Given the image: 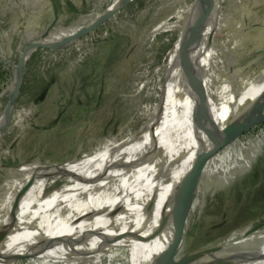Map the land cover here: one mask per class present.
I'll return each instance as SVG.
<instances>
[{"label": "rangeland", "instance_id": "obj_1", "mask_svg": "<svg viewBox=\"0 0 264 264\" xmlns=\"http://www.w3.org/2000/svg\"><path fill=\"white\" fill-rule=\"evenodd\" d=\"M113 1L0 0V72H7L0 78V117L14 67L52 25L55 9L58 27L50 34H75ZM129 1L73 44L40 48L29 59L20 88L31 78L33 93L50 85L41 102L17 99L0 131V223L80 180L59 173L61 165L122 152L173 101L209 82L200 69L192 75L178 43L181 12L195 0H132L120 12ZM205 16L218 60L210 78L231 86L264 62V0H210ZM213 151L212 144L205 149L210 158L192 185L198 163L162 200L159 228L130 214L47 228L16 264H159L170 257L195 264L264 230V124ZM209 264H264V250Z\"/></svg>", "mask_w": 264, "mask_h": 264}, {"label": "bare ground", "instance_id": "obj_2", "mask_svg": "<svg viewBox=\"0 0 264 264\" xmlns=\"http://www.w3.org/2000/svg\"><path fill=\"white\" fill-rule=\"evenodd\" d=\"M126 1L114 0L107 12H100L90 23L94 20V26L104 23ZM209 1L195 0L184 8L178 26L183 63L190 66L193 76L197 75L198 69L203 71L209 82L203 83L200 90L173 101L155 117L145 134L135 144L129 143L122 152L80 164L69 163L59 169V173L71 177L70 181L80 180L64 185L46 196L42 203L38 201L33 207L0 223V235L4 236L0 241V264H16L47 228L49 231L65 229L75 222L89 224L127 214L145 216L152 227L159 228L164 222L159 219V212L166 204L162 200L171 195L181 176L211 145L206 134L215 126L223 130L228 122L247 114L261 102L264 98V62L246 71L231 86L222 78H210L217 73L218 60L206 24ZM81 31L57 36L49 34L46 39L41 37L39 40L48 46L64 44L74 38L66 44L68 46L80 39ZM54 38L66 40L50 44ZM1 115L0 122L6 112ZM5 123L6 120L0 127ZM23 217L27 220L22 221ZM8 220L10 225L6 226ZM259 250H264V230L230 244L221 253L204 256V260L195 264L222 263L231 257ZM181 261L177 259L174 264H188V260Z\"/></svg>", "mask_w": 264, "mask_h": 264}, {"label": "water", "instance_id": "obj_3", "mask_svg": "<svg viewBox=\"0 0 264 264\" xmlns=\"http://www.w3.org/2000/svg\"><path fill=\"white\" fill-rule=\"evenodd\" d=\"M131 2H132V0H130L129 2L124 4L123 6L129 5ZM109 8H110V6L105 11H103V13L107 12ZM115 13L116 12H114L113 14H110L109 17L107 18V20L110 17H112ZM58 19H59L58 10L56 8L55 9V20L52 23V25L49 27V29L43 34V36H42L43 39H46L49 36L51 30L57 26ZM106 21H104V23ZM94 23H95V20L92 21L85 28H83L81 33L78 36L81 38L84 35L94 31L96 28H98L100 25L103 24L102 23L100 25L94 26ZM71 41H73V39L69 38L64 44H59V45H55L52 47H48V46L41 44L40 40H38V41H35L28 46V48L23 53L19 64L14 67L15 72L13 75L12 82H11L9 89H8L9 101H8L6 108L4 109V112H6V124L4 127L0 128V131L9 125V123L12 119V116L16 110L21 80H22V77L24 75L26 65H27L29 59L31 58V56L40 48H42V49L47 48V49H52V50L62 49L66 46V44L70 43ZM262 124H264V98L250 112H248L247 114L241 116L240 118H238L234 121L228 122L225 125V128L223 130H220L219 127L215 126L212 130H210L206 134L208 141L212 144V148H214V151H213L214 153L212 156H214L216 153H218L219 150H221L224 146H226L230 142L238 140V138L242 137L245 133L250 131L252 128H255V127L262 125ZM209 158H210L209 152H203L198 156V159L195 163V165H197V163H198L197 168H195V165L193 166V168H195V170H194L195 172L193 175L194 181L189 182L187 184L192 185L197 180V175H198L200 169H202L204 167V164L208 161ZM71 162H73V161H71ZM69 163L70 162H67V163L61 165L60 168L65 167ZM40 197H42V193L40 194ZM39 201H41V199ZM16 212H17L16 210L13 211L12 215L15 216ZM3 238H4V236L0 235V241L3 240ZM174 263H175L174 257H170V258L163 260L159 264H174Z\"/></svg>", "mask_w": 264, "mask_h": 264}, {"label": "trees", "instance_id": "obj_4", "mask_svg": "<svg viewBox=\"0 0 264 264\" xmlns=\"http://www.w3.org/2000/svg\"><path fill=\"white\" fill-rule=\"evenodd\" d=\"M128 6L129 5L123 7L120 12L125 10ZM56 27H58V23ZM6 73L7 72H0V75H1L0 78H4V75H6ZM33 82L34 80L32 78L23 82L20 88V93H19L20 97H18V99L21 100L22 96L28 95L30 96L29 98L30 100H28V102H41L42 101V96L45 94L46 90L48 89V85H50V82H47V83L43 82L35 93H33V89L35 88L34 87L35 84ZM19 101L17 100V103Z\"/></svg>", "mask_w": 264, "mask_h": 264}, {"label": "flooded vegetation", "instance_id": "obj_5", "mask_svg": "<svg viewBox=\"0 0 264 264\" xmlns=\"http://www.w3.org/2000/svg\"><path fill=\"white\" fill-rule=\"evenodd\" d=\"M230 42H232V40H231ZM230 42H229V43H230Z\"/></svg>", "mask_w": 264, "mask_h": 264}, {"label": "built area", "instance_id": "obj_6", "mask_svg": "<svg viewBox=\"0 0 264 264\" xmlns=\"http://www.w3.org/2000/svg\"><path fill=\"white\" fill-rule=\"evenodd\" d=\"M53 51V50H52Z\"/></svg>", "mask_w": 264, "mask_h": 264}]
</instances>
